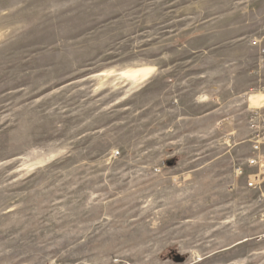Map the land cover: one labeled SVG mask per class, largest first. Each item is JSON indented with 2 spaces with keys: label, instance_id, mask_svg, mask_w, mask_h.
I'll return each mask as SVG.
<instances>
[{
  "label": "rangeland",
  "instance_id": "1",
  "mask_svg": "<svg viewBox=\"0 0 264 264\" xmlns=\"http://www.w3.org/2000/svg\"><path fill=\"white\" fill-rule=\"evenodd\" d=\"M261 49L264 0H0V264H264Z\"/></svg>",
  "mask_w": 264,
  "mask_h": 264
},
{
  "label": "built area",
  "instance_id": "2",
  "mask_svg": "<svg viewBox=\"0 0 264 264\" xmlns=\"http://www.w3.org/2000/svg\"><path fill=\"white\" fill-rule=\"evenodd\" d=\"M257 66L260 71H264L263 49L258 53ZM260 112L262 113L256 114L257 118L254 117L250 121L251 133L248 139L250 154L234 169L237 177H245L246 188L251 191L260 189L264 182V107ZM245 168L252 170V172L246 174Z\"/></svg>",
  "mask_w": 264,
  "mask_h": 264
},
{
  "label": "bare ground",
  "instance_id": "3",
  "mask_svg": "<svg viewBox=\"0 0 264 264\" xmlns=\"http://www.w3.org/2000/svg\"><path fill=\"white\" fill-rule=\"evenodd\" d=\"M143 74H144L143 70H139V71H135V72L123 70V72H121V76L123 78H127V79L131 78V80H135V81H139L142 78ZM253 105H255V104H253Z\"/></svg>",
  "mask_w": 264,
  "mask_h": 264
},
{
  "label": "water",
  "instance_id": "4",
  "mask_svg": "<svg viewBox=\"0 0 264 264\" xmlns=\"http://www.w3.org/2000/svg\"><path fill=\"white\" fill-rule=\"evenodd\" d=\"M174 260L177 261V262H182L183 261V259H181L179 256H175Z\"/></svg>",
  "mask_w": 264,
  "mask_h": 264
}]
</instances>
